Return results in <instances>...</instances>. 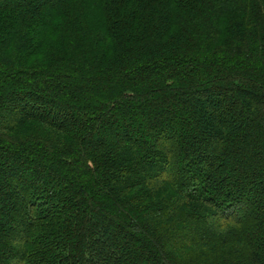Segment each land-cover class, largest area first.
<instances>
[{
  "label": "trees",
  "instance_id": "1",
  "mask_svg": "<svg viewBox=\"0 0 264 264\" xmlns=\"http://www.w3.org/2000/svg\"><path fill=\"white\" fill-rule=\"evenodd\" d=\"M87 1L0 0V264H264V0Z\"/></svg>",
  "mask_w": 264,
  "mask_h": 264
},
{
  "label": "rangeland",
  "instance_id": "2",
  "mask_svg": "<svg viewBox=\"0 0 264 264\" xmlns=\"http://www.w3.org/2000/svg\"><path fill=\"white\" fill-rule=\"evenodd\" d=\"M87 2L89 4V6L87 4L88 8L86 7L87 14H88V20L87 21L88 22H90V21L94 22V19L97 18L96 16L98 15V10H99V8L97 7L98 2L96 0H88Z\"/></svg>",
  "mask_w": 264,
  "mask_h": 264
}]
</instances>
